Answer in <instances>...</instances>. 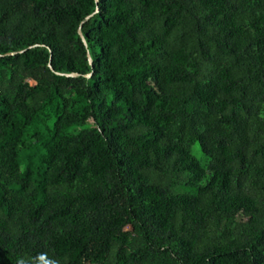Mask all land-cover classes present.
Returning a JSON list of instances; mask_svg holds the SVG:
<instances>
[{
  "label": "trees",
  "instance_id": "16d2710c",
  "mask_svg": "<svg viewBox=\"0 0 264 264\" xmlns=\"http://www.w3.org/2000/svg\"><path fill=\"white\" fill-rule=\"evenodd\" d=\"M20 260L264 264V0H0Z\"/></svg>",
  "mask_w": 264,
  "mask_h": 264
},
{
  "label": "rangeland",
  "instance_id": "374dc122",
  "mask_svg": "<svg viewBox=\"0 0 264 264\" xmlns=\"http://www.w3.org/2000/svg\"><path fill=\"white\" fill-rule=\"evenodd\" d=\"M191 152L201 162V164H205L206 157L202 153V151H201L200 146H199L198 143H194L191 146ZM126 228L128 229L129 227H126Z\"/></svg>",
  "mask_w": 264,
  "mask_h": 264
},
{
  "label": "water",
  "instance_id": "95a60500",
  "mask_svg": "<svg viewBox=\"0 0 264 264\" xmlns=\"http://www.w3.org/2000/svg\"><path fill=\"white\" fill-rule=\"evenodd\" d=\"M97 11H98V9H96L94 13H96ZM89 17H90V16H88L87 19H88ZM79 34H80V36H81V39H82L84 45H86V41H85V38L83 37V34H82V32H81V29H79ZM9 54H13V53H9ZM88 59H89V63L92 65L91 57H90L89 54H88ZM49 66L51 67V64H50V63H49ZM51 68H52V67H51ZM66 75H68V76H76L77 73H71V74H66ZM90 75H91V74H86L85 76L89 77Z\"/></svg>",
  "mask_w": 264,
  "mask_h": 264
},
{
  "label": "clouds",
  "instance_id": "9594fccd",
  "mask_svg": "<svg viewBox=\"0 0 264 264\" xmlns=\"http://www.w3.org/2000/svg\"><path fill=\"white\" fill-rule=\"evenodd\" d=\"M18 264H24L23 260L18 261Z\"/></svg>",
  "mask_w": 264,
  "mask_h": 264
}]
</instances>
